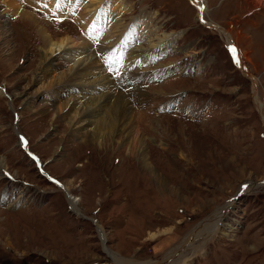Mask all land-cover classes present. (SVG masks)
Here are the masks:
<instances>
[{
  "label": "rangeland",
  "instance_id": "rangeland-1",
  "mask_svg": "<svg viewBox=\"0 0 264 264\" xmlns=\"http://www.w3.org/2000/svg\"><path fill=\"white\" fill-rule=\"evenodd\" d=\"M104 1L106 12L122 6L121 0ZM14 2L45 21L53 38L61 32L86 38L89 52L95 50L105 68L114 60L107 71L112 78L120 74L114 85L127 94L118 118L126 128L120 133L116 123L100 124L99 135L88 137L89 128L68 123L73 111L57 113L74 92L48 96L44 79H34L45 45L34 26L5 14L0 22V264H106L112 262L107 251L134 264H157L230 202L220 228L183 250L185 263L264 264V112L258 107L264 109V0H203L201 20L190 0L123 3L124 26L130 32L136 26L135 40L142 25H154L167 41L151 59L145 52L137 57L134 76L142 77H130L125 86L118 84L123 72H113L115 58L124 53L118 69L125 50L140 42L102 47L108 22L85 33V20L83 25L75 15L81 5L73 10L75 18H60L24 0ZM4 8L0 4V11ZM229 45L241 53L249 76L234 62ZM49 61L56 73L68 71L67 59ZM249 182L252 188L243 193ZM69 194L78 198V212Z\"/></svg>",
  "mask_w": 264,
  "mask_h": 264
},
{
  "label": "bare ground",
  "instance_id": "bare-ground-1",
  "mask_svg": "<svg viewBox=\"0 0 264 264\" xmlns=\"http://www.w3.org/2000/svg\"><path fill=\"white\" fill-rule=\"evenodd\" d=\"M14 1L15 0L13 1L3 0L2 2H0L1 5H5V8L2 11H0V22L5 21L4 16L6 13L14 14L16 17H19L21 19L20 23L23 24L29 23L30 27L34 26V28H36V31H34L36 36H38L39 40L42 41L43 44L45 45L43 49L44 59H42L39 66L36 68V71L34 72V79L36 78L38 80L44 79V83H42L43 84L42 89L44 88L48 92L47 93L49 94L48 96H50V98L53 99H56L57 96L61 94V92L64 91L74 92V94H72V96L68 99L69 101H66V103L64 102L63 104L57 107L58 108L57 113L66 112V111L70 112V110L73 111V113L67 117L68 123H71L72 125H74L75 123H80L76 126V128H82L83 126L84 128L87 129L89 128L87 130L88 132L90 131L88 137L92 136L95 138L99 135V133L97 132L98 131L97 126L100 124L105 126L106 125L112 126L113 124L116 123V125L114 126L120 127L118 132L122 133L121 130H124L126 127L123 126L125 124L121 125V123L124 122L119 121L120 119L119 117L123 118V112L125 111V106H121V105L124 101V98L127 97V94L125 93V90L122 91L123 88L120 90L118 87L114 85V77L118 78L119 77L118 75H120L119 73H117V70L118 72L121 71L120 73L123 72L122 73L123 75H121V78H119L118 80V84H120V80H121V83L123 82L125 86L127 80L130 77L131 78L134 77L136 80L141 79L143 73L134 76L136 72L134 71L135 65L140 62L139 60L140 56H143L144 52H145V56L151 59L152 56L154 57L156 54L161 53L167 47L165 34L163 33H161L160 35L156 34L158 26H155V28H153L154 25L153 26L149 25L145 29V26L143 27L142 25V28L144 29L140 30L138 39L135 40L134 32L136 34V28H135L136 26L132 25V31L130 32L128 30L129 28L128 27L126 28V26H124V22L122 18L123 17L122 14L128 11V8L125 7L126 6L125 3H127V1L129 0L127 1L121 0L122 6L118 5L113 7L111 13L106 12L103 9L106 8L105 6L107 5L108 2L104 0H40V2H38V0H24L27 4H29V6L37 7L40 10L45 9L53 14H56L60 18L68 14L69 16L75 18L73 10H75L76 8H78V6L81 5L82 6L81 11L75 13V15L77 16L76 20L79 23L83 24L81 19L85 20L86 23L84 22L85 25L83 24L84 26H86L85 33L88 32V34H93L96 30H98V28L101 27L100 23L105 22L106 24L108 22V26L110 30L109 32L105 33L103 37H101L100 44L101 46L103 44L102 47L109 48L115 42L121 45L122 44L125 45L127 41L132 39L134 40V42L136 41L140 42V46L138 48H136L135 46L132 49L125 50L127 52V54L125 53L124 55L125 61L123 65L120 66L118 69L116 67V64L117 62L122 61V56L124 53L118 55L117 58H115V67H114L115 70L113 72L116 71L117 74L114 75V77L112 78L107 70H110L109 67L112 66V64L109 65L108 63L114 64L113 62L114 60L110 59L108 63L106 62L107 64L106 65L107 69H106L104 63H102L104 62L103 59L102 58L100 59L96 55L97 52L95 53L94 52L95 50L89 52V48H88L90 44L89 40L83 37H78L77 39H75L73 38V36H70L69 34L64 32L58 33V35H56L57 37L53 38L52 34L48 33L46 27L43 25L42 23L43 20L40 19L33 10L32 12L26 9H22ZM190 1L192 2V0ZM45 3L47 4V7L44 6ZM123 3L125 4V6ZM57 4H59V6H57ZM194 5L197 7L198 17H200L201 20L202 12L204 11L203 0H200L199 7L196 4ZM117 9L119 10L117 11ZM205 12L206 9L203 12V14ZM43 22L45 23V21ZM105 24L103 25L107 26ZM149 27H152V29H150ZM120 31L123 32L122 34H125L124 39L122 35H119ZM98 34L101 33L98 32ZM97 35H94L93 38L97 39ZM225 35L229 37V39L231 40V37L227 32H225ZM143 44H145L146 47L141 46ZM159 46L162 47L158 48ZM155 49L157 51H155ZM235 49H236V60L238 61L236 63L240 66L242 71L247 76H249V74L246 72V69H244L243 67L244 65L242 63L241 53L238 52L236 47ZM53 56H57L58 58H62V59L64 58V60L67 59L68 60L67 62H70L67 72L64 71L61 73H56L55 68L51 67L48 64L50 62L49 61L50 58ZM137 57L139 59H137ZM50 75L52 76L51 78H49ZM2 92L3 91L0 89V94H2ZM24 94H26V92ZM31 96L29 95L24 100L30 99ZM9 97L12 99V95H9ZM67 102L69 103L67 104ZM258 107L259 110H261V112H264V109L262 108L263 107L262 104L259 105ZM121 109H123L122 113H121L122 111ZM130 126L132 127L130 129V133L134 131V133H136L137 136L138 135L137 130L135 131V129H137L136 126L134 125H130ZM131 142H132L131 146L133 148L138 145L137 138L131 140ZM1 167L3 166H1L0 163V169ZM251 183L252 182H249L247 184V187H244L242 191L243 193L248 192L252 188ZM260 184L264 185V181L261 182ZM58 187L63 191L67 189L66 187H62L61 185H59ZM69 196H70L68 198L69 204L71 205L74 212L75 211L78 212L77 211L78 208H76V203H75V201L78 198L77 199L75 197L72 198L70 194ZM230 206H231V202L219 208L212 217L207 218L204 222L199 224L197 228L194 229L189 234V236L184 238L181 244L175 246L174 249L168 251L165 254L164 258L157 264H188L185 263V259L187 258L183 250L186 249L188 246H191L195 241V239L200 235H202L204 232L211 235L212 232L214 233L216 229H219L221 220L225 216ZM107 253L111 257L112 262L106 264H134L130 260L123 259L118 255L112 253L111 251H107ZM139 264H144V263H139Z\"/></svg>",
  "mask_w": 264,
  "mask_h": 264
},
{
  "label": "snow or ice",
  "instance_id": "snow-or-ice-1",
  "mask_svg": "<svg viewBox=\"0 0 264 264\" xmlns=\"http://www.w3.org/2000/svg\"><path fill=\"white\" fill-rule=\"evenodd\" d=\"M22 2H23V0H22ZM38 2H40V0H38ZM192 3H193V4H196V5L199 7V5H200V0H192ZM44 6L47 7V4L45 3ZM57 6H59V4H57ZM229 50H230V51L232 52V54H233L234 62H238V61L236 60V49H235V47L232 46V45H229ZM21 139H23V137H22ZM49 179H52V178L49 177ZM244 187H247V185H244Z\"/></svg>",
  "mask_w": 264,
  "mask_h": 264
}]
</instances>
